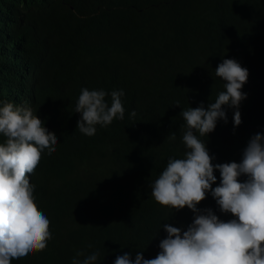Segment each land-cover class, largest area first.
I'll return each instance as SVG.
<instances>
[{
  "label": "trees",
  "instance_id": "obj_1",
  "mask_svg": "<svg viewBox=\"0 0 264 264\" xmlns=\"http://www.w3.org/2000/svg\"><path fill=\"white\" fill-rule=\"evenodd\" d=\"M66 3L56 21L25 35L9 30L0 42V101L22 98L6 61L10 53L33 56L43 46L55 76L35 99L44 105L43 125L58 144L51 155L42 153L31 181L52 238L45 250L11 264H72L78 251H98L96 264H114L124 254L133 261L138 253L155 258L167 238L163 226L186 231L195 214L159 205L150 185L170 158L186 151L183 109H207L224 90L215 76L224 59L248 70L242 88L247 98L239 106V127L233 124L235 109L225 106L227 123L218 120L201 137L213 165L239 163L248 141L264 135V0ZM0 8L10 15L15 9L7 0H0ZM83 88L123 90L124 119L107 129L97 125L92 137L80 133L75 106ZM172 133L174 141L167 139ZM214 175L213 188L220 183L219 171ZM197 208L211 209L225 222L235 218L219 210L210 192Z\"/></svg>",
  "mask_w": 264,
  "mask_h": 264
},
{
  "label": "clouds",
  "instance_id": "obj_2",
  "mask_svg": "<svg viewBox=\"0 0 264 264\" xmlns=\"http://www.w3.org/2000/svg\"><path fill=\"white\" fill-rule=\"evenodd\" d=\"M7 1L15 9L10 15L0 8L1 43L9 30L25 35L56 21L60 5L67 6L66 0ZM69 8L76 14L72 6ZM6 61L22 98L20 103L0 101V264H11L43 251L52 238L50 220L35 202V185L31 181L42 153L47 150L51 155L58 144L56 134L44 127V105L35 99L46 92L47 82H55L43 46L33 56L10 53ZM215 76L224 81V90L207 109L203 104L183 109L180 116L185 121L182 142L186 151L181 157L170 158L150 185L155 202L175 211L187 207L195 214L193 222L186 231L165 224L167 238L160 242L155 258L145 259L138 253L133 261L124 254L114 264H264V135L258 133L248 141L239 163L215 165L205 140L201 139L215 130L218 120L227 123L225 106L235 109L233 124L234 128L239 127V106L247 98L242 88L249 72L234 59H224ZM123 96V90L81 89L75 106L81 117L77 130L92 137L97 125L107 129L122 121ZM130 116L134 118L136 112L132 111ZM167 139L174 141L175 133ZM215 171L220 173V183L213 188ZM241 176L247 179L240 182ZM209 192L219 210L230 213L234 219L225 222L211 209L198 210L197 205ZM98 257V251H78L72 264H96Z\"/></svg>",
  "mask_w": 264,
  "mask_h": 264
}]
</instances>
